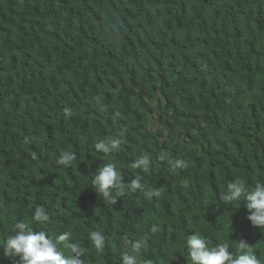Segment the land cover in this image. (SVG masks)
<instances>
[{
	"label": "trees",
	"instance_id": "obj_1",
	"mask_svg": "<svg viewBox=\"0 0 264 264\" xmlns=\"http://www.w3.org/2000/svg\"><path fill=\"white\" fill-rule=\"evenodd\" d=\"M108 139L119 150L97 152ZM142 154L148 173L131 167ZM108 163L144 191L104 201L92 180ZM233 180L264 182V0H0V245L16 222L39 229L42 207L85 264H122L140 238V264H191L194 231L264 259L245 200L219 199ZM0 264L19 260L0 248Z\"/></svg>",
	"mask_w": 264,
	"mask_h": 264
},
{
	"label": "clouds",
	"instance_id": "obj_2",
	"mask_svg": "<svg viewBox=\"0 0 264 264\" xmlns=\"http://www.w3.org/2000/svg\"><path fill=\"white\" fill-rule=\"evenodd\" d=\"M164 12L161 18L164 17ZM119 139L100 140L95 144L97 152L110 154L119 150ZM76 160V154L70 150L61 152L58 164L70 167ZM182 159H176L172 167H185ZM131 167L148 173L151 168V160L147 154L135 159ZM95 192L104 201L115 204L117 197L123 195L125 188L132 192L144 191L145 186L141 178L136 177L124 182L120 171L113 163L96 170L92 180ZM115 191L116 195H113ZM159 196L158 189H152L150 193ZM220 201L226 205L243 199L248 212H245V223L250 221L251 226L264 230V182H256L249 187L243 180H233L227 184L226 191L220 194ZM50 214L42 207H37L32 214V221L38 223L39 229L31 227L25 221L16 222L11 233L4 238L2 248L3 256L19 260V264H85V250L77 242H69L71 233L63 232L55 238L43 226L50 221ZM88 237L97 250L106 246V237L100 231H91ZM147 245V238L134 239L127 242L122 252V264H140L139 257ZM184 247L191 264H264V259L258 258L252 246L244 241L236 242L237 253L230 251L229 243H218L210 246L209 241L199 232L188 235ZM67 248V254L62 250ZM143 264H153L150 259L143 260Z\"/></svg>",
	"mask_w": 264,
	"mask_h": 264
},
{
	"label": "bare ground",
	"instance_id": "obj_3",
	"mask_svg": "<svg viewBox=\"0 0 264 264\" xmlns=\"http://www.w3.org/2000/svg\"><path fill=\"white\" fill-rule=\"evenodd\" d=\"M182 9V8H181ZM158 18V17H157ZM21 168V167H20ZM108 254V253H107Z\"/></svg>",
	"mask_w": 264,
	"mask_h": 264
}]
</instances>
